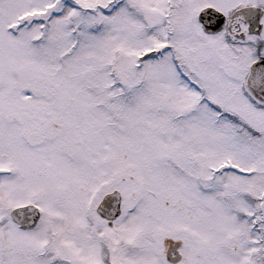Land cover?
<instances>
[{"label": "snow or ice", "instance_id": "1", "mask_svg": "<svg viewBox=\"0 0 264 264\" xmlns=\"http://www.w3.org/2000/svg\"><path fill=\"white\" fill-rule=\"evenodd\" d=\"M0 264H264V0H0Z\"/></svg>", "mask_w": 264, "mask_h": 264}]
</instances>
